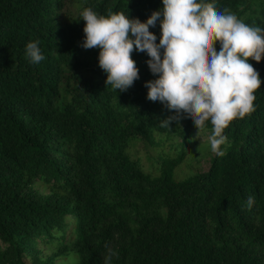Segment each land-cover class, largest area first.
Listing matches in <instances>:
<instances>
[{
    "label": "trees",
    "instance_id": "obj_1",
    "mask_svg": "<svg viewBox=\"0 0 264 264\" xmlns=\"http://www.w3.org/2000/svg\"><path fill=\"white\" fill-rule=\"evenodd\" d=\"M69 1L0 0V264H264V58L249 61L255 112L225 129L206 172L180 177L212 153L199 140L212 125L160 127L174 112L147 99L149 57L133 52L140 78L119 92L99 49L80 46L85 8L144 22L162 0H75L64 19ZM204 2L264 28V0ZM150 31L159 43V22Z\"/></svg>",
    "mask_w": 264,
    "mask_h": 264
},
{
    "label": "clouds",
    "instance_id": "obj_2",
    "mask_svg": "<svg viewBox=\"0 0 264 264\" xmlns=\"http://www.w3.org/2000/svg\"><path fill=\"white\" fill-rule=\"evenodd\" d=\"M162 9L141 22L123 12L100 15L91 8L81 13L85 50L99 49L98 67L105 84L125 92L139 77L133 52L145 53L149 71L147 99L160 102L174 115L160 123L168 128L190 119L197 131L212 125L211 151L223 156L225 129L255 112L260 74L249 61L264 58V28L251 26L228 9L218 10L204 0H162ZM159 22L160 38L150 28ZM219 44V51L216 44ZM40 42L30 41L25 52L31 63L45 59ZM249 196L247 207L254 204ZM111 254L105 264H110Z\"/></svg>",
    "mask_w": 264,
    "mask_h": 264
},
{
    "label": "rangeland",
    "instance_id": "obj_3",
    "mask_svg": "<svg viewBox=\"0 0 264 264\" xmlns=\"http://www.w3.org/2000/svg\"><path fill=\"white\" fill-rule=\"evenodd\" d=\"M75 0L69 1L66 4V7L64 8L63 12H62V18L64 19H69L73 16L78 15V13H80L78 6L73 2ZM199 140L205 141L207 140L210 135L208 133H200L199 134ZM213 152L209 155H200L198 156V164H193V166H189L188 163L184 164L181 169L178 172V175L180 177L183 176H188V175H193L194 173H204L209 169L210 166V159L213 156ZM40 190H43V188L41 186H38ZM62 262L60 261V263H66V264H77L76 262V258L74 257V255L70 256L69 258L65 259V258H61Z\"/></svg>",
    "mask_w": 264,
    "mask_h": 264
}]
</instances>
